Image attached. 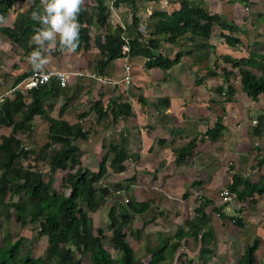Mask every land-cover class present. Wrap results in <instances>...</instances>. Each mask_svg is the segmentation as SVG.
Here are the masks:
<instances>
[{
	"label": "rangeland",
	"instance_id": "rangeland-1",
	"mask_svg": "<svg viewBox=\"0 0 264 264\" xmlns=\"http://www.w3.org/2000/svg\"><path fill=\"white\" fill-rule=\"evenodd\" d=\"M81 1L96 14L97 0ZM230 1L209 0L216 5H212L210 12L212 14L218 13L217 11L221 13V24H234L238 28L247 29L246 33L239 31L233 35V44L228 43L226 46L225 39L220 40L221 32H228L227 30L224 31L220 24H217L213 29V42L218 43L216 45L218 50L216 51L210 50L206 54L198 46L189 45L190 42L187 40L176 45L165 42L160 44L158 53L170 55L173 58L182 48L192 51L191 55L182 57L181 61L183 60L184 63L181 62L180 65L181 73H174V80L178 83L179 74L185 75L186 81L183 82L186 88L175 85H171L169 89L167 87L161 88L165 85L163 78L168 75L169 71L146 69L144 67L146 59L142 57H137L132 61L134 64L131 72L133 80L132 84L127 86L128 90L124 89L123 85L117 87V84L114 83L118 79L122 80L123 76L119 77L120 75L114 73L113 69L109 70V75L111 80L115 81H112V84L103 82L101 88L96 87L95 79L101 75L96 73L94 66L102 59V56L95 46L94 38L98 33L105 34V31H101L99 26L95 24L91 28L93 37L91 49L79 53L70 51L76 57L72 60L76 66L64 69L68 73L79 71L83 76H72L68 92L47 102V104L55 106L52 111L49 109L48 116L66 120L71 124L80 123L88 132V140H79L78 142L81 148L82 167L91 172H97L99 165L103 164L105 160L108 165L109 161L115 157L109 152L110 147L117 143L122 144L130 156L125 163L126 170L124 172L118 168L113 170L108 168L104 178L97 184V189L106 190L107 203L96 213H90L94 220L95 232L97 233L99 228L104 230L106 236L103 240L104 248L117 260L121 258V253L115 250L112 245L110 230V212L113 208L117 210L118 214H123L127 213L128 201L153 202L150 210L136 216L131 226L126 229L127 240L135 250L136 256L148 264L150 260L148 246L154 248L162 240H166L170 246L177 242L178 230L180 228L185 231L188 230L185 222L195 216V210L202 201L208 203L205 211L210 216L208 223L213 228L215 240L210 247L205 243L186 237L182 240L180 248L172 259L173 264H182L190 260L192 264H241V257L245 248L251 246L255 241L259 242V249L256 252L257 264H264V196L256 195V202H251V200L241 202L236 199L233 204H227L221 197L223 190H229L233 175H243L251 182L257 183L264 173V164H259L260 160H264V135L257 137L253 131V126L257 124L254 121L258 122L259 117L264 116V96L258 101L249 99L240 90L237 79L234 76L229 77L224 74V70L232 69L237 72L232 63L247 61L251 51L264 54V0H255L248 5L243 4L244 8L237 5L238 8L232 9V11L229 8L234 7L236 2ZM34 2L35 0H26V2L16 5L6 17H0V27L11 25L21 20L26 14L31 13L34 9ZM113 2L114 0H105L111 11L110 24L115 28L118 26L129 27L132 23V11L125 5L116 9ZM175 3V0H139L138 16L146 40L150 39L154 32V23L157 21L155 13L159 10L171 12L175 9ZM40 4L41 6L45 5L46 0H40ZM221 5L225 13H222V9L220 11L217 8ZM239 8L240 13H238ZM237 14L241 16L239 22L235 21ZM74 25L70 20L61 18V22L56 23L57 29L53 32V40H59L66 35L65 29L71 30ZM238 35H242L240 43H236ZM53 40L50 44H45L42 38L35 39L36 42H42L44 47L40 52L58 56L60 51L56 50ZM66 52L68 51L66 50ZM0 64L4 68L3 74L9 76L7 82L3 80L4 85L1 87L3 86L2 90H5V93L2 95L0 89V97L13 96L14 75L19 69L21 70L19 73H23L25 70L31 69L32 66L29 64V58L25 52L20 47L10 43L1 34ZM79 64L82 67L78 70ZM245 65H247L246 62ZM250 69L257 76H264L260 64L250 67ZM212 72L215 73L214 76L211 74ZM229 78L237 86V93L233 101H229L225 94L226 83ZM210 79L211 83L208 81ZM106 80L108 79L104 78V81ZM171 95L174 99L169 101L170 99L167 98ZM140 96L144 97L145 103L141 104ZM158 96L165 97L161 98L160 103L165 100L171 103L172 109L170 110L174 114L168 113L169 115L165 120L167 121L171 116L173 119L171 124L173 125H182L184 122L180 114L186 110L183 107V102L186 100L188 102H200L198 98H201V102L208 103V106L202 105L203 107L200 106L199 109L197 107L191 108L190 112L193 115L197 114L196 117L194 116L197 119L193 118L194 121H187L193 124L195 130L190 128L184 131L188 133L186 137H183L181 127H174L177 133L174 131L175 133L167 134L168 137L163 139L165 136L162 135L163 132L159 131L161 134H157L153 132L155 128L148 125L149 130L145 138L147 140L152 139L154 142H151L152 145L143 144L139 134L141 128L149 123L148 118L151 117V112L156 109L155 103H157L156 98ZM100 97H103L105 106H107L109 99L120 100L122 103L129 102L132 104L133 116L126 120H120L118 123L112 121L111 115L102 122L98 121V117L92 108ZM169 107L165 106L164 108L168 109ZM164 108L162 110H165ZM142 113L144 117H142ZM207 114H215V117H227L226 121L230 128L224 131L223 137L215 142L206 138L186 161L178 162L176 165L172 163L168 166L163 165V157L165 159L172 158L174 161L173 151L175 149L187 145L192 139L206 132L207 123L205 122L206 120L208 122V119H204V117ZM10 133V128L0 125V139ZM48 133V122L41 117H37L24 132L19 133L26 150L35 153L31 161L24 162V165L27 166L31 163L37 166L45 175L46 180L49 177V157L54 154V149L59 148L57 145H54L53 148L45 146L48 142ZM161 140H165V143H160ZM166 141L168 142L166 143ZM154 148L160 151H154ZM44 156H48L45 162L42 160ZM65 176V172H58L54 177L53 189L57 193H69L62 181ZM133 177L134 180H132ZM194 181L202 182V185L194 186ZM119 184L123 186L118 188ZM9 196L8 193L4 201L0 198V247L5 244V237L8 232H14L12 238L14 241L21 240L23 250H32L35 258L43 256L48 249V241L46 237L40 235L37 224L29 225L26 228L7 226L4 212L5 204L10 201ZM219 210L225 219L219 215ZM233 218L242 219L244 225L241 227L236 225ZM208 248L212 249V252L209 253ZM170 260L171 257L167 255L163 263ZM84 264H90L88 257L84 259Z\"/></svg>",
	"mask_w": 264,
	"mask_h": 264
},
{
	"label": "trees",
	"instance_id": "trees-1",
	"mask_svg": "<svg viewBox=\"0 0 264 264\" xmlns=\"http://www.w3.org/2000/svg\"><path fill=\"white\" fill-rule=\"evenodd\" d=\"M175 9L171 12L159 10L155 13L157 21L154 23V32L148 40L142 29V23L138 16L139 0H114L113 6L120 9L125 5L132 11V23L129 27H113L110 22L111 11L105 0H97V11L94 14L91 9L81 0H75L71 12L60 7L57 10L58 0H46L41 6L40 0H35L34 9L21 20L0 27V34L5 36L10 43L20 47L28 58L37 55L44 49L42 42H36V38H42L45 44L53 40V32L56 27L57 17L66 18L75 25L70 30V35H64L54 41L57 51L70 50L79 53L88 51L92 47L91 28L97 24L105 34L98 33L95 38V46L100 51L102 59L94 66V70L101 76L107 74L110 65L125 58L123 51L125 45H129L130 53L135 57L146 59L144 67L148 70L158 69L170 70L178 64L184 55L192 54V51L181 49L175 56L170 58L161 53L160 44L176 45L183 40L192 43V46L203 47L213 37V29L217 24L228 33L221 32L220 37L227 43H232V34L239 31L236 25H223L221 15L212 14L204 2L192 0H175ZM26 0H0V17H6L19 3ZM240 4L248 5L250 0H231ZM241 40L236 39V43ZM209 46V45H208ZM261 60V62H260ZM228 62V60H227ZM245 62L247 65H245ZM260 64L264 71V54L251 51L247 61L232 63L234 70H224L226 76H234L239 82L240 90L249 99L258 101L264 96V76H257L250 67ZM18 68V66L15 65ZM4 68L0 64V87L8 81V74H3ZM20 70V69H19ZM32 69L14 75L13 89L28 78ZM213 76L215 73H211ZM225 94L229 101H233L237 93V86L227 79ZM3 87V86H2ZM2 95L5 90H2ZM67 88H62L55 83L32 89L26 93L13 92V96L0 97V125L11 129L8 136L0 139V198L4 201L9 193V202L5 204L4 218L7 226L26 228L37 224L41 236L46 237L48 249L43 256L35 258L32 250H23L21 240L14 241V232H8L5 244L0 247V264H84L88 257L90 264H145L144 260L136 256L130 242L127 240L126 229L131 226L136 216L142 215L150 210L153 202L128 201L127 213L118 214L116 209L110 212L112 233V245L121 253L119 260L115 259L103 246L105 239L104 230L99 228L97 233L94 229V220L90 213H96L102 206L106 205L108 197L103 188L97 189L106 175L108 168H118L121 172L126 170L125 163L130 156L122 144H114L109 152L115 157L101 165L97 172H91L82 167L81 148L79 140H88L89 134L84 127L78 124L48 116L49 109L52 111L53 104H47L53 98L66 94ZM100 97L92 108L98 121L102 122L109 115L114 123L126 120L133 116L132 104L120 100L109 99L107 106ZM141 104L145 103L143 96L139 97ZM155 108L158 106L155 103ZM225 113V112H224ZM37 117L45 118L49 125L47 148L54 145L59 148L49 157L48 179L37 166L29 163L33 151L26 150L24 141L19 133L24 132L28 125L33 124ZM82 117V116H81ZM84 117V115H83ZM254 135H264V116H260L257 124L253 126ZM227 130L225 117L219 116L214 126L207 128L204 134L192 139L187 145L173 151V157L178 163L186 161L197 150L204 139L215 142L223 137ZM160 143H165L161 140ZM48 156L42 157L45 162ZM260 165L264 160L259 161ZM232 170L234 168H231ZM65 172L63 184L69 193H57L53 189L55 175ZM135 178L133 177L132 180ZM194 186L202 185V182L193 183ZM123 185L119 184L120 188ZM229 191L236 194V199L241 202L251 200L256 202L255 196H264V173L257 183L251 182L243 175L235 174ZM211 203L210 200H208ZM207 202L200 203L195 210V216L185 222L188 230H178V241L168 244L162 240L159 245L152 248L148 246V264H173V258L186 237L197 242L212 246L215 240L213 228L209 225L210 216L206 213ZM220 216L225 219V216ZM238 226H243V220L233 218ZM259 242L255 241L251 246L245 248L241 257V264H257L256 252ZM209 253L212 252L208 248ZM170 256L169 262L163 263L166 256ZM182 264H192V261Z\"/></svg>",
	"mask_w": 264,
	"mask_h": 264
},
{
	"label": "crops",
	"instance_id": "crops-1",
	"mask_svg": "<svg viewBox=\"0 0 264 264\" xmlns=\"http://www.w3.org/2000/svg\"><path fill=\"white\" fill-rule=\"evenodd\" d=\"M192 1H194V2H204V4H205V7L210 11L212 8V5L213 6H216L215 5V3L213 4V3H211V2H209V0H192ZM251 2L252 1H255V0H250ZM218 5V4H217ZM237 5H240V7H242V8H244V5L243 4H240V3H236L235 4V6L234 7H232V8H229V9H231V11H232V9L233 10H236L237 8H238V6ZM225 7V6H224ZM218 9H220V11H221V9H222V13H225V11H224V8H222V5L220 6V7H217ZM228 9V10H229ZM240 11V8H239V10H238V13H240L239 12ZM218 13L217 14H221L219 11H217ZM223 15V14H222ZM236 16V19H235V21L236 22H239L240 21V17L241 16H239L238 14L237 15H235ZM222 17V16H221ZM57 21V20H56ZM242 22H243V19H242ZM239 26H241V25H239ZM56 27H55V30H54V32L56 31ZM239 31H241V33H246V31H247V29L246 28H242V27H240L239 28ZM238 31V32H239ZM226 33H228V32H226ZM237 33V32H236ZM233 35H235V33H233L232 34V36L231 37H233ZM242 36V35H241ZM241 36L240 35H238V37H237V39H239V40H241L242 38H241ZM234 37H236V36H234ZM220 38V37H219ZM215 40V39H214ZM220 40L221 41H223V39L222 38H220ZM189 45H191L192 46V43H188ZM200 44V49H201V51H203V52H205L206 54L208 53V51H210V50H213V51H216V50H218V47H217V49H216V45L218 44L217 42H213V39H211V40H209L208 41V43L205 45V47H203V45H202V43H199ZM227 42H226V40H225V45L227 46ZM209 45V46H208ZM193 47H196L195 45L193 46ZM183 49V48H182ZM181 50V49H180ZM183 50H185V51H187L186 49H183ZM66 51V50H65ZM65 51L64 50H62L59 54H58V56H55V54L53 55L52 53H44L43 54V52H38V54H37V57L39 58V60L41 61V62H43L48 68H56V69H60V70H64L66 67H72V68H74L76 65H75V63L72 61V60H74V58H76V57H74V55L73 54H71V52H70V50H68V52H69V54H68V52H66L65 53ZM170 51V50H169ZM65 53V54H64ZM72 53H74V52H72ZM165 55V54H164ZM172 55V54H171ZM189 55H191V54H189ZM166 56V55H165ZM167 56H169L170 58H173L172 56H170V55H167ZM123 60H118V61H116V62H114V64H112V65H110V69L108 68V70H107V74L106 75H104V76H99L98 78H96L95 79V81H96V87L97 86H99L100 88H101V86H102V84L101 83H109V84H112L115 80H111V78H110V73H109V70L111 71L112 69L114 70L113 72L114 73H116V74H118V75H120L119 77H121V76H123L124 75V71H123V69H124V61L122 62ZM181 62H183V60L182 61H180L176 66H174V67H172L170 70H168L169 71V73H168V75H165L164 76V84L165 85H163V86H161V88H165V87H167L168 89L170 88V86L171 85H175V86H178V87H184V88H186V85H185V83L183 82V81H186V78H185V75L184 74H179V83L178 82H175V80H174V75L175 74H178V73H181L180 71V65L182 64ZM81 63V62H80ZM184 63V62H183ZM26 65H27V63H26ZM134 65V64H133ZM256 66H258V65H256ZM82 67V65L81 64H79V66H78V70H79V68H81ZM77 68V67H76ZM153 70H158V69H153ZM232 70V69H231ZM21 70H18V73L20 72ZM116 71V72H115ZM79 71H77V72H73V73H78ZM175 73V74H174ZM21 74V73H20ZM181 75V76H180ZM74 76V75H73ZM104 78H107L108 80H106V81H104ZM212 78H214V77H212ZM94 80V79H93ZM78 81V80H77ZM91 81V80H90ZM113 81V82H112ZM121 80L120 79H118L117 81H115L114 83H117V82H120ZM210 83H211V79L210 80H208ZM119 85H117V87H118ZM116 87V86H115ZM138 87H141V86H138ZM68 92V90L66 91V93ZM167 92H169V90H167ZM170 93V92H169ZM156 98V97H155ZM161 98H165V97H161V96H158L157 98H156V104H157V106H158V110H156V109H154V112H151V117H149L148 118V124H147V126H144V127H142L141 128V131H140V138H141V141H142V143L143 144H146V143H149V144H151V142H154L152 139H149V140H147L146 138H145V136H146V133L148 132V130H149V126L150 127H153V128H155L154 130H153V132H156L157 134H161V132H163V134L162 135H165V136H163V139H164V137H168V136H166L167 134L169 135V134H172L174 131H175V129H174V127L175 128H177V127H181V129L180 130H182V135H184L183 137H186V135H188V133H185L184 131H186L187 129H190V128H192L191 130H195V128H193V124L192 123H190V122H187V121H189V120H191V121H194L193 120V118H195L196 116H197V114H195V115H193L191 112H190V110H191V108H200V106L201 107H203V106H208V103H205V102H201V98H198L199 99V101L200 102H197V101H195V102H193V101H191V102H188L187 100L185 101V102H183V107H185L186 108V110L185 111H183L181 114H180V117H181V119H184V124L182 123V125H173V124H171V122H172V118H171V116L167 119V121L165 120V118L167 117V115H169L168 113H171V114H174L173 112H171V110L170 109H172V107H171V103H169L168 101H163V102H161L160 103V100H161ZM167 99H170L169 101H171L172 99H174L173 98V95H171V96H168V98ZM188 103V104H187ZM169 104V105H168ZM203 105V106H202ZM165 106H170L168 109H165L164 107ZM210 106V105H209ZM211 107H213V106H211ZM165 109V110H162V109ZM210 109V108H209ZM212 109V108H211ZM134 111H135V108H134ZM213 111V110H212ZM215 114H212V115H209V114H207L206 115V117H204V119H208V122H207V120H206V122L205 123H207L206 124V127L208 128V127H212V126H214V124H215V122L217 121V118H218V116L217 117H215L214 116ZM195 116V117H194ZM142 117H144V114L142 113ZM174 117H176L175 115H174ZM173 117V118H174ZM200 117V116H199ZM214 117H215V119H214ZM176 119V118H175ZM195 119H197V118H195ZM226 119H227V117L225 118V125L227 126V129H229L230 127H229V125L227 124V121H226ZM165 123H168V124H165ZM149 125V126H148ZM165 125H167V126H165ZM201 126V125H200ZM200 126H198V127H200ZM179 130V131H180ZM159 131H161V132H159ZM176 133H177V131H175ZM174 132V133H175ZM147 140V141H146ZM168 141H166V143H167ZM152 145V144H151ZM155 150L154 151H160V150H158L157 148H154ZM157 153H159V152H157ZM156 153V154H157ZM160 154V153H159ZM158 157H159V155H158ZM174 158V157H173ZM174 161H172V158L171 159H168V158H162V162H163V165H165V166H168V165H170L171 163L173 164V165H176V161H175V159H173ZM157 162H158V160H157ZM178 164V163H177ZM175 167V166H174ZM165 171V170H164Z\"/></svg>",
	"mask_w": 264,
	"mask_h": 264
},
{
	"label": "built area",
	"instance_id": "built-area-1",
	"mask_svg": "<svg viewBox=\"0 0 264 264\" xmlns=\"http://www.w3.org/2000/svg\"><path fill=\"white\" fill-rule=\"evenodd\" d=\"M124 52L126 53L125 58L122 60L124 61V75L123 79L120 82H117V85H123L126 89L128 90L127 86H130L132 84V66L134 61L135 56H133L130 53V48L129 45H125L123 48ZM29 64L32 66V73L31 75L26 78L22 83L17 85L14 89L13 92H21V93H26L29 90L32 89H37L41 86L50 84V83H55L59 85L62 88H67L70 85V78L73 75H78V76H83L81 73H68L67 71L56 69V68H48L43 62L39 60L37 55H34L29 58ZM93 77H96L93 75ZM256 124L257 122L254 121ZM221 197L224 199V201L227 204H233L236 200L235 194L231 193L229 190L225 189L221 193Z\"/></svg>",
	"mask_w": 264,
	"mask_h": 264
},
{
	"label": "clouds",
	"instance_id": "clouds-1",
	"mask_svg": "<svg viewBox=\"0 0 264 264\" xmlns=\"http://www.w3.org/2000/svg\"><path fill=\"white\" fill-rule=\"evenodd\" d=\"M74 3H75V0H58V3H57V10L60 8V7H64L66 8L69 12H71L72 8L74 7ZM61 22V18L60 17H57V21L56 23L59 24ZM65 34L66 35H70V30L68 29H65Z\"/></svg>",
	"mask_w": 264,
	"mask_h": 264
},
{
	"label": "water",
	"instance_id": "water-1",
	"mask_svg": "<svg viewBox=\"0 0 264 264\" xmlns=\"http://www.w3.org/2000/svg\"><path fill=\"white\" fill-rule=\"evenodd\" d=\"M106 192V190H104V193ZM106 194V193H105Z\"/></svg>",
	"mask_w": 264,
	"mask_h": 264
}]
</instances>
